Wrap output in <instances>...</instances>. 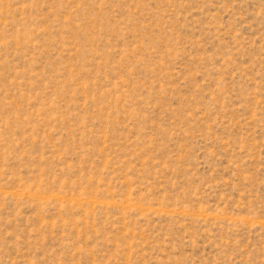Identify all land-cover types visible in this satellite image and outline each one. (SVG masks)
<instances>
[{
  "label": "rangeland",
  "instance_id": "obj_1",
  "mask_svg": "<svg viewBox=\"0 0 264 264\" xmlns=\"http://www.w3.org/2000/svg\"><path fill=\"white\" fill-rule=\"evenodd\" d=\"M0 264H264V0H0Z\"/></svg>",
  "mask_w": 264,
  "mask_h": 264
}]
</instances>
